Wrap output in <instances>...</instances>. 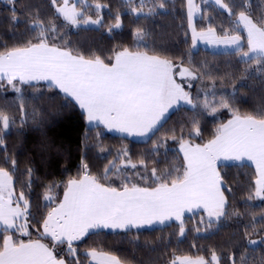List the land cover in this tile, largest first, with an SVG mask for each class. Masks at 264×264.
I'll return each instance as SVG.
<instances>
[{"label":"snow or ice","instance_id":"1","mask_svg":"<svg viewBox=\"0 0 264 264\" xmlns=\"http://www.w3.org/2000/svg\"><path fill=\"white\" fill-rule=\"evenodd\" d=\"M19 2L7 0L12 6L10 22L13 27L20 23L16 7ZM124 2L131 14L145 19L156 15L158 8L166 7L165 0H154L147 11V0H139L138 5L136 0ZM50 3L54 12L47 19L30 5H24L26 28L23 38L10 47L3 45L0 50V89L7 86L17 94L21 125L26 114L25 87L36 91L42 87L58 90L75 101L89 123L127 135L151 138L150 134L155 135L162 127L168 110L180 102L190 105L193 115L153 141L149 153V156H157L163 148L166 154L167 143L172 140L178 143L182 154L179 167L161 169L153 166L149 169V156H142L136 163L127 149H122L108 162L101 176L93 174L82 160L78 174L64 182L62 198L54 193L59 185H48L42 195L44 210L37 205L35 214L33 203L24 190L31 187L34 169L25 168L23 174L27 180L17 191L18 163L5 155L0 159V264H82L74 242L104 229L131 232L175 220L179 235L184 236L185 213L194 209L206 214L207 219L201 216L200 223L205 230L211 229L230 215L225 191L232 192V188L220 170L222 162L226 161L254 165L255 179L245 199L264 200V106L241 113L225 96L216 99L218 77L206 65L193 64L190 58L185 66L183 58H173L155 49L150 51L144 27H137L133 33L136 50L123 47L102 57L94 52L86 55L73 49L64 39L62 28L69 25L104 27L101 12L109 6L100 0H93L91 4L88 0H50ZM202 3L207 4L208 0H202ZM213 3L227 13L232 26L222 27L218 32L206 9L196 0H185L186 41L190 31L192 47L197 41H204L231 49L230 54L240 58L238 62L248 65L242 78L253 71V65L255 72L264 73V10L260 15H254L250 0H232L231 3L213 0ZM93 9L95 19L88 14ZM197 15L207 22V27L197 28ZM110 18L114 22L107 25L109 33L122 28L119 10ZM60 20L63 25L57 23ZM141 43L143 50L139 47ZM205 80L210 83L193 96L190 91L192 81L203 83ZM185 82L189 90H186ZM201 92L203 99H200ZM220 109H227L231 118L219 123L206 142H196L203 141L200 117L205 113L214 115ZM15 124L16 118L0 109V145L5 143V131ZM152 163L155 165L159 161L153 159ZM111 177L119 183L108 182ZM244 215L250 216V222L244 227L241 240L247 245L264 243V236L260 241L252 239L253 235L264 232V210L259 213V227L255 212H241L235 208L231 211V216L237 218ZM32 228L37 234L35 239ZM195 231L200 232V227ZM243 250L244 253L248 251L247 247ZM84 255L90 258V264L92 261L95 264H124L120 257L96 248L89 249ZM228 258L232 259L231 256ZM240 260L241 264H256L243 254ZM169 264H221V257L211 249L209 258L174 254ZM259 264H264V258Z\"/></svg>","mask_w":264,"mask_h":264},{"label":"trees","instance_id":"2","mask_svg":"<svg viewBox=\"0 0 264 264\" xmlns=\"http://www.w3.org/2000/svg\"><path fill=\"white\" fill-rule=\"evenodd\" d=\"M100 2L109 6L101 12L104 17V27L74 29L69 25L62 28L64 39L73 49H79L86 55L94 52L102 57L112 55L113 50L118 51L123 47L136 50L137 42L133 33L137 27H144L148 33L145 41L150 51L155 49L173 58H183L185 66L189 58L196 66L206 65L207 69L218 77L216 99L225 96L241 113L252 112L264 106V73L255 72V65L252 66L253 71L247 74L246 78H242L246 75L243 70L248 65L238 62L240 58L231 55V51L213 52L204 48L194 50L190 31L186 41L185 0H165L166 7L158 8L157 14L147 19L131 14L124 0H100ZM199 2L202 8L207 10V15L212 18L211 23L218 32L222 27L232 26L227 13L213 2L207 4L202 3V0ZM226 2L231 3L232 0ZM88 3H93V0H88ZM153 3L154 0H147L145 11ZM136 4H139V0H136ZM250 4L254 15L258 16L264 10V0H250ZM24 5H30L32 9L38 10L44 19L51 17L54 12L50 0H20L16 5L20 23L13 27L10 22L12 6L7 0H0V50L3 45L7 44L10 47L23 38L22 33H25L26 28ZM117 10L121 13L123 26L109 33L107 25L114 22L110 17H113ZM88 14L96 18L94 9ZM57 23L63 25L62 20ZM196 24L198 29L207 27V22L201 21L200 17ZM139 47L143 50L144 44L141 43ZM221 77L223 79H219ZM209 83L207 80L203 83L195 81L190 91L195 96L199 89ZM186 90L189 89L186 87ZM24 96L26 114L23 115L25 122L21 125L22 114L19 111L17 94L7 86L0 89V109L16 118V124L4 133L5 143L0 145V159L7 155L17 160L19 167L16 174L19 180L16 184L17 191L27 180L26 175L23 174L25 168L30 166L34 169L31 187L24 189L33 203L34 214L37 205L41 211L44 210L45 202L42 195L48 185H59L54 189V193L62 198L64 182L78 174L82 160L88 164L93 174L101 176L108 162L113 160L122 149H127L133 162L138 163L142 156H149L153 141L159 140L169 129L178 127L193 115L191 107L181 106L169 115L155 135H151L146 141H136L112 134L101 126H89L79 106L58 90L42 87L36 91L25 87ZM200 99H203V92L200 93ZM230 118L231 113L227 109H220L214 115L205 113L200 117L203 141L196 142H206L211 138L215 127ZM153 159L159 163L153 165ZM181 164L182 155L179 153V145L172 140L167 143L166 154L165 149L161 148L159 155L149 156V169L153 166L161 169L170 166L179 167ZM220 170L228 186L232 188V192L225 191L230 205V215L227 220L205 230V226L200 223L201 216L207 219L205 213L186 215L184 236L179 235L178 223L152 229H133L131 232L101 230L99 234H89L83 240L74 243L82 264H89V258L84 254L91 248L112 253L120 257L125 264H169L174 254L192 257L202 255L209 258L211 249H215L220 255L221 264H233V260L235 264H241L242 254L246 255L249 261L255 260L256 264H259L264 258V243L247 245L246 241L241 240L244 227L250 222V216L244 215L240 218L231 216L233 208L241 212H255L259 227L261 223L259 213L264 210V200L245 199L255 179V168L249 164L229 163L221 164ZM131 171L129 169V172ZM108 182L119 183L115 177H111ZM196 227H200L201 231L196 232ZM31 230L32 238L35 239L37 235L35 228ZM262 236L264 232L253 235L252 239L260 241ZM237 241L240 243H236ZM241 245L247 247V253H244ZM229 256L232 259H229Z\"/></svg>","mask_w":264,"mask_h":264},{"label":"crops","instance_id":"3","mask_svg":"<svg viewBox=\"0 0 264 264\" xmlns=\"http://www.w3.org/2000/svg\"><path fill=\"white\" fill-rule=\"evenodd\" d=\"M177 80L178 82H180V77L177 76ZM41 83H44V82H41ZM186 82H185V88H186ZM71 99V98H70ZM73 101V100H72ZM75 102V101H74ZM185 104L183 102H180V104L178 105H175L173 108H170L168 110V112L165 114V119L161 122L163 123L168 117L169 115L175 111L177 108L181 107V106H184ZM87 120V119H86ZM88 125L91 126V127H97V125H95L94 123H89L87 121ZM101 127H104L103 125H99ZM105 128V127H104ZM108 132L112 133V134H115V135H119V136H122V137H127V138H130V139H133V140H136V141H146L149 137H144V136H138V135H127V134H123V133H120V132H117L115 130H108L107 128H105ZM151 136V134H150ZM182 155V154H181ZM229 163H238V162H233V161H226V162H222V164H229ZM245 164H249L251 165V162H245ZM254 167V165H251ZM198 212H202L201 210H198V209H194L193 212H186L185 213V216L186 215H189V214H194V213H198ZM206 215V214H205ZM173 223H178L177 221L175 220H172V221H166L164 224H160V223H154L152 225H149V226H145V227H142L140 229H152V228H157V227H163V226H166V225H170V224H173ZM104 230H110V229H104ZM113 231V230H111ZM116 231H120V230H116ZM75 243V242H74Z\"/></svg>","mask_w":264,"mask_h":264},{"label":"rangeland","instance_id":"4","mask_svg":"<svg viewBox=\"0 0 264 264\" xmlns=\"http://www.w3.org/2000/svg\"><path fill=\"white\" fill-rule=\"evenodd\" d=\"M208 2H213V0H208ZM196 3L200 4L201 3L199 2V0H196ZM202 7V6H201ZM93 19H95L94 17H92ZM199 18V15H197V17L195 18L196 21L197 19ZM73 27V26H72ZM80 27H99V26H96V25H81ZM79 27V28H80ZM74 29H77V27H73ZM246 44V42H245ZM199 48H204V49H208V50H211L213 52H229L231 51V49L229 48H226L224 45H211V44H208L204 41H197V44L195 47H193L194 50H197ZM194 82L195 81H192V84L194 85ZM187 85V84H186ZM187 87V86H186ZM211 99V98H210ZM184 106H188V107H191L190 105H187L185 104ZM99 251V250H98ZM89 264H90V258H89ZM91 264H95L94 261L91 262ZM125 264V263H124Z\"/></svg>","mask_w":264,"mask_h":264}]
</instances>
